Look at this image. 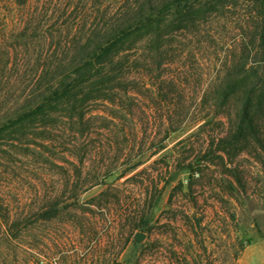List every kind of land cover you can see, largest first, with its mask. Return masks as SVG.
Masks as SVG:
<instances>
[{
	"label": "trees",
	"instance_id": "1",
	"mask_svg": "<svg viewBox=\"0 0 264 264\" xmlns=\"http://www.w3.org/2000/svg\"><path fill=\"white\" fill-rule=\"evenodd\" d=\"M200 1L0 0V264H31L26 257L34 253L37 264H52L56 254L35 247L30 228L75 209L82 194L101 184L103 171L145 164L182 130L184 111L151 117L139 106L141 79L159 75L176 56L179 34L185 37L197 25L191 17ZM255 1L264 60V0ZM238 68L255 72L245 63ZM237 82L219 81L211 106L224 107ZM254 90L240 105L234 134L218 138L214 150L193 164L246 140ZM139 115V127L123 125ZM140 141L149 145L136 149ZM28 171H63L64 190L42 195L37 207L27 203ZM144 260L140 255L133 264H148Z\"/></svg>",
	"mask_w": 264,
	"mask_h": 264
},
{
	"label": "rangeland",
	"instance_id": "2",
	"mask_svg": "<svg viewBox=\"0 0 264 264\" xmlns=\"http://www.w3.org/2000/svg\"><path fill=\"white\" fill-rule=\"evenodd\" d=\"M260 13L255 0L199 2L191 17L197 25L185 37L180 31L176 56L163 63L159 75L141 79L139 106L151 117L184 111L182 130L145 164L132 171H103L101 184L82 194L75 209L30 228L33 245L56 254L52 264H133L140 255L148 264H264ZM239 63L255 72L243 74ZM225 77L238 82L226 107H212L209 95ZM253 85L246 140L193 164L214 150L218 138L234 134L240 105ZM125 120L126 126L144 122L141 115ZM141 142L149 145L140 141L136 149ZM169 165L172 170L166 171ZM28 172L27 203L36 206L42 195L64 190L63 171ZM102 201L107 203L99 206ZM136 233L145 239L136 241ZM37 258L35 253L26 257L31 264Z\"/></svg>",
	"mask_w": 264,
	"mask_h": 264
},
{
	"label": "water",
	"instance_id": "3",
	"mask_svg": "<svg viewBox=\"0 0 264 264\" xmlns=\"http://www.w3.org/2000/svg\"><path fill=\"white\" fill-rule=\"evenodd\" d=\"M134 237L136 241H143L145 239V235L143 233H136Z\"/></svg>",
	"mask_w": 264,
	"mask_h": 264
}]
</instances>
